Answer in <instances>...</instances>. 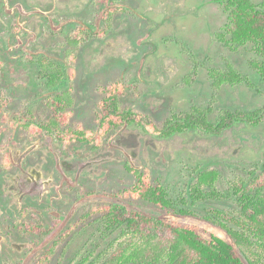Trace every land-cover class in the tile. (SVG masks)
I'll return each mask as SVG.
<instances>
[{"label":"rangeland","instance_id":"obj_1","mask_svg":"<svg viewBox=\"0 0 264 264\" xmlns=\"http://www.w3.org/2000/svg\"><path fill=\"white\" fill-rule=\"evenodd\" d=\"M104 1L0 0V264H37L47 245L27 226L59 222V234H66L47 264H75L86 255L101 264L117 232L106 230L96 209L134 185L126 163L161 183L173 199L187 196L182 206L198 216L210 209L237 211L235 198L227 196L231 183L264 164V117L257 126L239 123L221 135L190 131L170 139L132 126L94 150L31 136L13 123V117L32 114L43 121L52 113V86L39 75V62L49 74L72 70L59 85L71 128H97L105 89L117 81L125 87L121 106L158 126L193 106L210 107L212 119L224 109H264V81L249 65L257 58L253 45L233 49L217 38L228 20L223 6L213 0H115L120 8L99 35ZM82 25L92 30L84 43L75 38ZM226 65L253 86L216 89L209 69ZM197 165L219 171L217 189L226 196L191 204ZM124 200L152 214L164 212L130 195Z\"/></svg>","mask_w":264,"mask_h":264},{"label":"trees","instance_id":"obj_2","mask_svg":"<svg viewBox=\"0 0 264 264\" xmlns=\"http://www.w3.org/2000/svg\"><path fill=\"white\" fill-rule=\"evenodd\" d=\"M213 1L223 6L228 15L226 24L217 34L218 40L233 49L251 43L257 58L251 59L249 65L264 81V0L259 4L253 0ZM115 10L116 6L106 10L103 17L106 28ZM105 29H100L99 35ZM86 31L85 26L77 28L76 40L86 42L89 36ZM44 64L39 62V75H44L50 81L51 89L56 90L52 91L56 92L51 105L52 115L40 121L30 114L24 117L27 119L24 124L13 123L33 134L53 133L65 142H87L99 148L113 133L130 126L160 139L190 131L221 135L239 123L257 126L264 117L262 108L249 111L224 109L212 119L210 107L193 106L187 112L172 113L158 126L147 116L121 106L125 87L117 81L105 89L96 117L97 128H71L69 113L64 112V93L58 89L60 84L71 79L72 70L65 66L64 70L57 68L49 74L46 71L50 69ZM209 77L216 89L225 84L250 83L231 65H226L224 70L209 69ZM249 86L253 85L250 83ZM126 167L136 178L134 185L114 194V202L96 209L106 230L117 232L108 244L101 264H264V164L251 171L246 179L231 183L227 196L235 198L237 211L210 209L202 216L182 206L187 202V196L173 199L167 189L161 183H154L147 173L130 163H126ZM193 172L194 182L188 190L192 205L226 196L217 189L220 174L216 168L197 165ZM128 195L159 206L164 212L156 215L143 211L124 200ZM28 230L39 235L47 233L43 225H30Z\"/></svg>","mask_w":264,"mask_h":264},{"label":"flooded vegetation","instance_id":"obj_3","mask_svg":"<svg viewBox=\"0 0 264 264\" xmlns=\"http://www.w3.org/2000/svg\"><path fill=\"white\" fill-rule=\"evenodd\" d=\"M117 7V10L120 8L119 6L120 5H118L116 2H115V0H105L104 1V3L102 4V7H101V10H100V15L102 16V18L104 17V15H105V13H106V10L108 9V8H110V7ZM122 9V8H121ZM117 10H115V11H117ZM104 19V18H103ZM82 26H84V25H82ZM101 27V26H100ZM100 27L97 29V30H99L100 29ZM86 29H87V31H86V33H89V36L87 37L88 39H87V41L89 40V39H91V37L90 36H92V30L87 26V27H85ZM106 28V23L104 22V25H103V27L101 28V29H105ZM50 90H52V91H56V90H53V89H50ZM51 91V93H53ZM58 91L59 92H63V91H61L60 90V88L58 89ZM55 93L56 92H54L53 94L55 95ZM64 93V92H63ZM132 110V109H131ZM51 111H52V108H51ZM51 115H52V113H51ZM50 115V116H51ZM49 116V117H50ZM24 117H29V116H24ZM24 117H21V118H18V117H13L12 118V120H13V122H15V121H17V122H19V123H21V122H23V124H24V122H27V119H25ZM70 127V126H69ZM130 127H132V126H130ZM82 128V127H81ZM127 128H129V127H127ZM85 129V128H84ZM28 132V131H27ZM28 134L29 135H31V136H36V135H38V134H46L47 136H50V137H52L53 139H55L56 141H59V142H62L64 145H69V144H72V143H85L86 145H88V146H90L91 147V149H98V148H95V145L94 144H89V143H87V142H81V141H71V142H65L64 140H62V139H59L55 134H53V133H49V132H46V131H44V132H42V133H38V134H36V133H32V132H28ZM107 139V138H106ZM106 139L104 140V141H106ZM110 139V138H109ZM104 141H103V143H102V145L104 144ZM102 147V146H101ZM100 148V147H99ZM135 167V166H134ZM137 168V167H136ZM138 170H140V171H142L140 168L138 169ZM86 196L85 197H90L91 195H92V193H86L85 194ZM43 227L45 228V230H47V233L46 234H43V235H41L42 237H41V240H42V243H43V245H47V247L45 248V253H44V255H41L40 256V258L38 259V262H37V264H47L48 263V260H49V258L51 257V255L52 254H54L55 253V250L57 249V245H58V243H60V241H61V239H63L64 237H63V235H65L66 234V231L65 232H61L60 234H59V232H60V227H61V222H59V223H55V224H53L50 228H48V227H45L44 225H43ZM27 229H28V226H27ZM52 239L54 240L53 242H52ZM46 242H48V243H46ZM29 248L31 249L32 248V245H29ZM90 256L89 255H86L85 257H83L80 261H77V263H75V264H92V262H93V260L91 259V258H89Z\"/></svg>","mask_w":264,"mask_h":264}]
</instances>
